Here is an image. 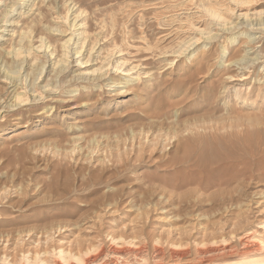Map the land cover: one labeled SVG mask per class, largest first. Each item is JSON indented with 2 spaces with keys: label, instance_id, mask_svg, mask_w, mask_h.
Instances as JSON below:
<instances>
[{
  "label": "rangeland",
  "instance_id": "obj_1",
  "mask_svg": "<svg viewBox=\"0 0 264 264\" xmlns=\"http://www.w3.org/2000/svg\"><path fill=\"white\" fill-rule=\"evenodd\" d=\"M40 1L0 0V264H264L240 254L264 240V0ZM40 8L44 36L25 34ZM210 90L216 115L256 121L140 139L155 108L199 117ZM215 142L233 160L171 163Z\"/></svg>",
  "mask_w": 264,
  "mask_h": 264
},
{
  "label": "bare ground",
  "instance_id": "obj_2",
  "mask_svg": "<svg viewBox=\"0 0 264 264\" xmlns=\"http://www.w3.org/2000/svg\"><path fill=\"white\" fill-rule=\"evenodd\" d=\"M40 2H42V0ZM243 2H248L249 3L248 0H242V3ZM50 6H52L53 8L55 7L54 6V3L53 4L50 3ZM47 12L48 11L40 8V13H39L40 14V18L38 17V18L33 19L30 22V24L29 23H26V28H24L25 29V34L26 33H34V32L35 33L36 32H39V33L43 34L45 30L41 27V25H42V22L47 18V14H48ZM215 12H217V10ZM67 15L68 14H66L65 16H67ZM215 15H216V13H215ZM65 19H66V17H65ZM66 21H67V19H66ZM48 33H49V31H48ZM44 34H43V36H44ZM31 36H32V34H31ZM50 36H51V34H50ZM38 37H40V36H38ZM86 38H85V40H86ZM23 39L24 38L22 37L21 41ZM21 41H19L20 43L16 44V47L17 46H19V47L16 48L17 50H16V53H15L16 57H19V61H20V56L23 53V51H22L23 49H26L28 51H31V48L29 46L30 44L29 45L28 44H25V46H24V45L21 44L22 43ZM28 42L31 43L30 41H28ZM246 43H248V42L246 41ZM65 44H66V42H65ZM12 45H13V43H12ZM12 45H11V48H12ZM50 45H51V43H50ZM252 48H253V46H252ZM8 55H9V53H8ZM257 55H258V53H257ZM5 56H6L5 54H0V58H3L4 59ZM256 59H259V58H256ZM31 60L33 61V59H31ZM13 61H15V60H13ZM238 61L235 60L233 62H238ZM251 61L254 62V60H251ZM60 62H64V61L61 60ZM60 62L58 61V63H60ZM42 63H40V65L38 63L39 66L36 68V69H38V71H41V69L42 70L44 69L43 66H42V68L40 67ZM245 64H247V66H249L248 63H245ZM33 68H34V66L32 67V69ZM9 71H10V68H9ZM259 74H258V76H259ZM234 76H237V75L230 74V78H233ZM256 78H258V77H256ZM187 83H189V81ZM246 89H247V93H245L244 95H242V93H241L240 90L236 91L235 94H234L235 98H238V99L241 98V100H243V103L245 102V104L249 100H252V96H251L252 94H250V92H248V91H250V86H248ZM257 89H258V91L261 92L262 91L261 85H259ZM16 93L17 94L14 97H16V98L23 97V95L21 94L22 92H20V93L19 92H16ZM261 97L264 99V94H262ZM182 98H183V96L179 100H181ZM218 98H219V96L218 97L216 96L215 91L213 92V90H210L208 94H205L200 99H197V100H199V102H197V103H201L204 106V108H203L204 109L203 115H201L199 117H194V118H191V119H184V120L177 119L175 122H171V123L164 122V120L166 119V117H164V119H159V118H161L163 116V114H162L161 107L160 108L157 107L154 110V115H151V117L154 118V119H157L159 122L156 123V126L155 127L148 126V129L147 130H146V126L140 127L138 136L140 137V139H143L145 142H147V144H150V145L152 144V146H157V145L160 144V145H163V148H166V147H168V145L170 143H172L171 142L172 140L175 139V141H178L179 138L182 136L183 133L190 132V131L193 132L195 128H199V129L200 128H203V129H206V128H211V129L218 128V129H220V128H222L223 129V128H226V127H235V126L238 127V126H240L241 125L240 122H242V120L244 119L241 115L240 116H236V117H231L230 115H228V116L226 115L225 117L223 115H220V116L216 115V113L214 112L215 111L214 106H215L216 100H218ZM214 99H216V100H214ZM180 114H182V113H180ZM219 119L221 120V122L223 124L221 126H219V121H218ZM246 120L248 122L256 121V119L255 118H252V116L245 117L244 121H246ZM152 128H153V131L151 130ZM140 145H142V143H140ZM182 145L183 146L181 147V154L171 160V163L172 164H175L177 166H182V165L183 166H192V165H194V166H198V167L202 168L204 166H207L205 161H208V162L212 163L217 158L222 159L223 158V155H227L226 161L233 160L232 159V156L230 154L231 152L229 151V155L228 154H225V152L223 151L224 149L221 147V145H217L216 142L214 143V145H208V144L207 145H205V144L203 145L202 144L200 146V148H196V149H191L188 145H186L184 143ZM235 171H236V173L235 172H233L232 174L230 173L227 177H224L223 180H218L215 185L228 187L229 185H231L234 182H240V180H245L246 177L244 178V176H246V173L244 171H238V170H235ZM180 181H181V183L176 184L175 186H182V185H184V183H188L187 181H184L183 179L180 180ZM263 250H264V240H261L260 243H248V244H246L242 248V250L240 251V254L241 255H247L248 256L250 254H258V252L263 251ZM46 253H49V252H46ZM78 253H74L71 250H65L64 249V250H61L60 251L59 258H61L65 262H69L70 260H75L77 262H80L82 260V255L80 253L79 254ZM113 253L120 254L121 251L116 250ZM97 258H98L97 256L96 257L89 258L88 260H86V263L91 264V263L95 262L97 260ZM27 261L30 262L31 264H49L48 259H41L40 257H37V256L35 258H33L32 261L27 258ZM58 264H61V262L59 261Z\"/></svg>",
  "mask_w": 264,
  "mask_h": 264
}]
</instances>
